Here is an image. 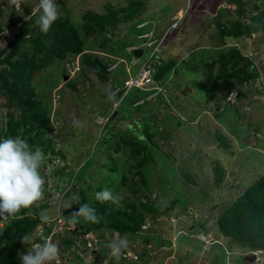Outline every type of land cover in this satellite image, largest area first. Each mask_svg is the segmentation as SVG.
Instances as JSON below:
<instances>
[{
  "label": "rangeland",
  "instance_id": "rangeland-1",
  "mask_svg": "<svg viewBox=\"0 0 264 264\" xmlns=\"http://www.w3.org/2000/svg\"><path fill=\"white\" fill-rule=\"evenodd\" d=\"M136 1L143 3L141 7L139 5L137 14H131L123 20L130 4ZM241 1H245V7L250 9L251 0ZM55 2L59 18L47 33H43L35 23L39 15V0H0L4 13V19H0V28H4L2 22L9 24V18L13 17L10 32L0 34V50L10 49L11 39L16 35L19 36L16 39H21L20 49L23 52H31L34 45H40L41 42V47L45 44L54 49L58 42V31L62 29L63 22L69 21L84 40V51L89 49L87 51L106 60L109 73L107 81H101L94 75L85 77L81 65L82 52L73 51L63 59L54 56L51 62L35 70L31 76L29 88L34 92L31 99H41L47 107L52 127L48 135L52 139L53 147V151L44 156L40 166V172L45 179L44 196L34 204L35 207L44 205L45 208L39 216L41 218L42 214H47L49 220L41 219V224L29 235L31 243L37 244L36 238L45 237L47 230H50L49 235L58 247V258L50 264H122L114 260L106 247L112 240L122 237L129 240L124 261H130L135 256L140 260L144 255L145 261L142 264H155L158 259L163 263L166 256L173 254L175 259L180 255V264H205L209 259L218 256H224L226 264H254L248 260L246 263L242 256L236 255L237 252L244 253L245 250L228 247V240L219 234L215 219L224 206L233 201L259 174L264 173L262 32L221 36L220 23L228 25V21L232 22L236 17L234 0ZM259 4L260 8L254 9L251 15L264 9V0H260ZM14 10L16 15L21 12L18 17L34 15L26 16L28 27L24 28L23 24L16 23ZM110 11H114L116 17L121 19L106 37L104 32L97 29L94 21L96 17L111 16ZM138 17H141L140 21L137 20ZM146 23V26H142ZM85 25L92 29L90 34L85 33ZM231 45L238 47L241 54L252 61L260 73V78L254 82L237 84L241 94L231 96V99L224 98L222 92L214 87L209 88L214 95L208 96L198 85V81L207 79L201 65L212 61ZM137 47L143 49L138 58L131 52V49ZM158 55L160 58H157ZM3 57L4 53H0V58ZM38 59L40 57H36L35 61ZM170 59L174 61V65L159 81H154L151 77L147 84L135 87L150 90L144 97L129 103L127 99L130 96L143 94L134 92L135 88L131 87L132 89H125L128 92L119 104L108 99L109 92L116 94L123 90L122 82L139 74L146 63L149 65L153 60L164 63ZM2 65L6 63L0 67ZM217 70L218 68L213 67L211 74H216ZM63 75L68 78L64 80ZM114 77H118V80L113 83ZM118 96L119 94L116 95L117 99ZM4 103L5 99L0 96L1 132L7 127V112L14 111L16 115L22 112L19 108L9 107ZM234 111L237 112L236 116ZM73 114L83 123V127L72 124ZM242 122L250 130L247 133H238L234 128L235 138L228 136L227 148L219 147L221 140L216 132L229 135L232 126ZM145 129L153 133V137H146L145 141L155 146L154 156L148 160L154 159L155 166L152 163L147 166V182L150 188L135 174L130 146L121 140V136L126 137L134 131L143 132ZM157 150L163 155H158ZM59 151L64 156L63 159L59 153L52 156V152ZM212 161H220L225 168L223 183L219 187H215L213 182ZM260 161H263V165ZM56 170L58 171L55 172ZM70 172L76 175L78 183L61 210L71 205L70 201L79 196L81 189L93 200L95 190L103 186L122 197L120 206L125 203L124 196L142 201L144 196L152 198L157 193L159 209L162 211L170 206L175 195L181 196L187 190L194 198L188 208L191 212L182 213L180 205L176 204V208L166 215L148 219L147 231L136 234H119L107 229L96 231L94 235L99 233V240H92V247L82 244L77 251H81V258H77L73 256L76 246L69 254L60 247V237L65 234L64 226L72 228L59 215V199L63 188L70 185ZM122 175L126 176L124 182ZM160 179H164L163 182ZM177 214H181L180 218L172 222L171 216L177 217ZM200 214L204 216L201 217ZM205 215L207 218H204ZM11 217L0 218V229ZM176 231L181 233L174 237ZM184 232L190 236L183 234ZM146 237L151 238L149 244L143 241ZM201 239L210 243L218 240L220 245L212 244L207 251ZM23 247L19 254L26 253L30 245L23 244ZM143 250L146 253L143 254ZM165 263L169 264L167 261Z\"/></svg>",
  "mask_w": 264,
  "mask_h": 264
},
{
  "label": "trees",
  "instance_id": "trees-1",
  "mask_svg": "<svg viewBox=\"0 0 264 264\" xmlns=\"http://www.w3.org/2000/svg\"><path fill=\"white\" fill-rule=\"evenodd\" d=\"M232 1L233 0H231V2ZM234 2L236 17L232 22L228 21V25L220 23L222 25L220 31L221 36L224 37L226 34L249 35L256 32H262L264 35V9L258 12V14L251 15L254 9L257 10L260 8V0H251L250 9L245 7V1L234 0ZM139 5L141 7L143 3H138V1H136L130 4L127 13L124 14L122 19H127L131 14H137ZM13 13L16 15L15 10ZM19 14H21V12H18V15H16V23L23 24L24 28L28 27V17L26 16L34 15H26L25 17H21L20 15V17H18ZM110 14L111 16L109 17H96L94 21L97 29L100 32H104V36L106 35V37L116 28L121 19L116 17L114 11H110ZM0 19H4V13L1 7ZM12 19L13 17L9 18V24L1 23L4 25V28H0L1 35L10 32ZM137 20L140 21L141 17H138ZM63 23L62 29H59L60 32L58 31L57 34L59 37L54 47L55 50L45 44H42L41 47V42L40 45L35 44L31 52H23L20 49L22 44L21 39H16V37H19L17 35L11 39L12 43L10 49L2 48L0 50L1 54L4 53V57L0 58V65L6 63V65L0 67V96L5 99L4 104L6 106L19 108L22 111L17 115L14 111L7 112V127L4 131H0V140L8 137H20L27 141L32 150L39 147L43 151L44 156L50 151H53L51 145L52 139L48 135L52 127L49 123L47 107L43 105L42 100L31 99V95H34V92L29 88V83L33 72L40 69V67L46 66L48 62H51L54 56L63 59L70 52L78 51L82 52L81 65L83 66L82 70L85 77L94 75L101 81H107V74L109 73L107 61L96 53L87 51L89 49H85L84 51L83 47L85 43L79 32H77L71 22L66 21ZM84 27L85 33L90 34L92 30L90 26L85 25ZM36 57H40V59L35 61ZM158 58H160L159 55ZM154 61L155 60H153V62ZM154 64L156 63L154 62ZM161 64L163 63H160L157 67ZM213 67L218 68L217 73L214 75H212L213 73L211 72ZM201 69L203 70V74L207 75V79L205 81H203V79L198 81V85L205 90L204 92L208 96L214 95L213 92L209 90V88L211 89L214 87V89L221 91L222 96L226 98L230 91L237 88V84L241 85L245 82H254L260 78V73L254 67L252 61L245 58L241 54L240 49L235 45L226 47V50L220 52L212 61L202 64ZM116 80H118V77L112 79L113 83ZM122 83L124 84V82ZM125 89L127 90L130 88L124 85V89L116 93V95L119 94L118 99L123 93H125L123 95V99H125L128 92H125ZM134 90V92H142L143 94L142 96H130V98L127 99L129 103L134 102L137 98L144 97L150 92V90H140L137 88ZM239 93L241 94L240 91ZM115 112H113V114L116 115ZM233 113L235 116L237 115V112L234 111ZM110 118L112 117L110 116ZM233 126L231 128V135L236 134L234 128L238 133L243 131L247 133V130H250L243 122ZM216 134L221 140L219 147L227 148V138L230 134L222 135V133L218 131ZM146 137L148 139L153 137V133H149L148 129L143 130V132L134 131L133 133L127 134L126 137L121 136V140L130 146V155L134 160L133 166L136 169L135 174L139 176L144 185L146 184V187L150 188L147 182V166L151 163L153 167L155 166L154 159L153 161H148L150 157L154 156V145L145 141ZM251 152L254 154L253 150H251ZM52 153V156L59 153L62 159L64 158L61 151ZM156 153H158V155L161 154V156L163 155L160 150H157ZM260 164L263 165V161H260ZM212 165L213 182L215 187H219L223 183L225 168L221 165L220 161H212ZM57 171L58 170L55 172ZM122 178V182H124L126 176L122 175ZM69 179L70 185L62 190L63 196L60 200L59 208L60 217L69 223L66 218H68L70 213L78 210L80 206L87 204L95 209L96 215L99 218V222H92L80 217L77 223L72 224L74 226L73 228L64 229L65 234L60 237L61 250L69 254L71 249L76 246L77 250H75L73 256L77 258H81L79 255L81 251H77L82 243H84L79 238L81 235L103 229L111 230L119 234L128 232L136 234L140 232L141 225L145 222L146 218L150 217L153 219L158 215L168 213L176 208V204L180 205L183 212H187L190 203H193L194 200L193 196L189 194L187 190H184L181 196L175 195L170 206L162 211L159 209L157 199L150 203L148 200L141 201L139 198L131 200L129 197L124 196L123 200L125 203L122 206H117L110 201L101 203L96 199L90 200L86 192L81 189L79 196L70 201L71 208L61 210L62 205L68 200L70 192L75 188V184L78 183L76 175L72 172L69 173ZM160 180L163 182L164 179ZM57 188L59 189L60 187ZM103 188V186L98 187L95 193L101 191ZM44 208V205L40 204L36 207L32 205L30 208L21 209L19 213L11 217L0 229V264H21L19 252L24 247L20 239L25 235H31L33 230L37 229L41 224L39 215ZM215 223L219 234L228 240L229 247H240L241 250L245 251L260 249L264 252V173L259 174V176H257L250 185L245 187L233 201L222 208L215 219ZM49 233L50 230H47L45 237H47ZM45 237L41 239L42 237L38 236L36 240L42 243ZM143 241L149 244L151 238L146 237ZM197 247L198 246H196V248ZM114 260L122 264H140V262L143 263L145 261V259L140 258L139 260L137 257L130 259V261H124V259L117 260L115 258ZM207 264L226 263L224 262V256L220 258L218 256L209 259Z\"/></svg>",
  "mask_w": 264,
  "mask_h": 264
},
{
  "label": "clouds",
  "instance_id": "clouds-1",
  "mask_svg": "<svg viewBox=\"0 0 264 264\" xmlns=\"http://www.w3.org/2000/svg\"><path fill=\"white\" fill-rule=\"evenodd\" d=\"M38 10L39 15L37 16L35 23L39 27L41 32L47 33L50 30L52 24L59 18L58 6L55 0H39ZM234 90L237 91V95H240V90H238L237 88ZM108 99L110 101H114L115 104H119L122 101L123 97L117 99L115 93L109 92ZM72 124L76 127L84 126L83 123L79 119H77L74 114L72 117ZM43 160V151L39 147H36L35 150H32L27 141L21 139L20 137H8L0 140V218L7 219L8 217L15 216L21 211V209L30 208L37 201L43 199L45 179L40 172V166ZM62 196L63 193L61 194V198ZM157 198L158 195L157 193H155L154 197L151 198L147 195L144 196L142 200H148L151 203ZM95 199L101 203L110 201L113 204L120 206V200L122 199V197L114 194L112 190L105 187L101 191L95 193ZM60 200L61 199H59V202ZM67 208H71V205H67ZM189 212L191 211H187L186 213L189 214ZM162 215L164 214H161V216ZM180 216L181 214H177V217L171 216L170 220L174 222L178 218H180ZM200 216L202 217L204 215L200 214ZM80 217H83L88 221L99 222V218L96 215L95 209L87 204L80 206L78 210L72 211L66 219L72 225L77 223ZM196 218H194L193 223H195ZM204 218H207L206 215ZM41 219L44 221H48L49 216L47 214H42ZM58 219L60 220V217ZM148 219L152 218H146L145 222L143 223L146 225V228H140V231H147L149 229ZM64 227L71 228L69 226ZM73 227L74 226L72 225V228ZM178 230H180V228ZM62 231L63 229L61 230V232ZM180 233L181 232L176 231L174 237L176 235H179ZM94 234L95 232L79 236L80 240L84 242L82 244H85V247H92L94 245L92 240H99V233L96 236ZM183 234H187V236H190L185 232ZM198 238L200 239V237ZM41 239H43V237ZM20 240L22 244L30 245L26 253L19 254L21 264H50V262L57 260L58 247L55 243H53L51 235H47V238L45 237L42 243L38 242L34 245L31 243V237L28 235L23 236ZM201 242L203 247L206 248L207 251L210 250L212 244L220 245V241L218 240H214L210 243V241L201 239ZM128 246L129 240L127 239V237L112 240L106 245V247L110 250L109 254L117 260H122L123 257L127 256L125 250L128 248ZM144 253L146 252L143 251V254ZM252 254H255V259L254 261H252L254 262V264H264V252L260 249L247 250L244 253H242V251H239L236 253V255L242 256L244 262H247L245 256ZM134 258H136V256ZM141 258L145 259L144 255ZM170 258L172 259L166 258L165 262L167 261V263L169 264H180V259H175L174 255L170 256ZM156 261L157 262H155V264H166L165 262H160V259ZM188 263L191 264L190 262ZM140 264L142 263L140 262ZM205 264H207V262Z\"/></svg>",
  "mask_w": 264,
  "mask_h": 264
},
{
  "label": "built area",
  "instance_id": "built-area-1",
  "mask_svg": "<svg viewBox=\"0 0 264 264\" xmlns=\"http://www.w3.org/2000/svg\"><path fill=\"white\" fill-rule=\"evenodd\" d=\"M158 58V56H157ZM150 64L148 65L146 63V65H144L141 68V72L139 74H137L136 76L132 77V78H128L124 81V85L127 88H131V87H140V85H145L147 84L150 80L151 77L153 78V73L156 70L157 65L160 64V61H155L156 64H154L153 61L149 62ZM237 95V91H231L229 92V94L227 95L226 98L231 99V96L235 97ZM142 229L146 228V225L143 224L141 226Z\"/></svg>",
  "mask_w": 264,
  "mask_h": 264
},
{
  "label": "water",
  "instance_id": "water-1",
  "mask_svg": "<svg viewBox=\"0 0 264 264\" xmlns=\"http://www.w3.org/2000/svg\"><path fill=\"white\" fill-rule=\"evenodd\" d=\"M131 51L133 55L137 58L140 57L143 53V49L138 48V47L131 49ZM173 65H174V61L168 60L162 65H160L159 67H157V69L153 73L154 81H159L166 73L169 72V70L171 69V67H173ZM67 78H68L67 75H63L64 80H66ZM245 259L248 260L249 262H252L255 259V254L246 255Z\"/></svg>",
  "mask_w": 264,
  "mask_h": 264
},
{
  "label": "crops",
  "instance_id": "crops-1",
  "mask_svg": "<svg viewBox=\"0 0 264 264\" xmlns=\"http://www.w3.org/2000/svg\"><path fill=\"white\" fill-rule=\"evenodd\" d=\"M146 25H147V23H146L145 25H142V26H146ZM142 26H141V27H142ZM147 31H148V30H147ZM145 33H146V31H145ZM229 132H230V136H232L233 138H235V137H234L235 135H231V132H232V131L230 130ZM170 256H173V255H170ZM170 256H167L166 258L172 259V258H170ZM174 258H175V257H174ZM178 259H180V255H179Z\"/></svg>",
  "mask_w": 264,
  "mask_h": 264
},
{
  "label": "bare ground",
  "instance_id": "bare-ground-1",
  "mask_svg": "<svg viewBox=\"0 0 264 264\" xmlns=\"http://www.w3.org/2000/svg\"><path fill=\"white\" fill-rule=\"evenodd\" d=\"M88 232V231H87Z\"/></svg>",
  "mask_w": 264,
  "mask_h": 264
}]
</instances>
